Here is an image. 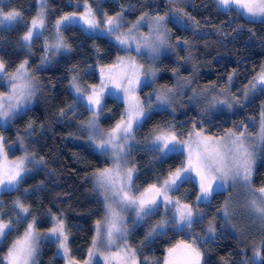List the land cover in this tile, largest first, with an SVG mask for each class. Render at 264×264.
Segmentation results:
<instances>
[{
	"label": "snow or ice",
	"instance_id": "1",
	"mask_svg": "<svg viewBox=\"0 0 264 264\" xmlns=\"http://www.w3.org/2000/svg\"><path fill=\"white\" fill-rule=\"evenodd\" d=\"M48 2L38 0L37 13L30 23L23 20L20 11H5L0 7V28L10 29L17 24L26 28L19 37L22 49L31 52L34 40L45 37L42 45L44 54L37 70L60 54L72 51L63 32L71 30L74 25H80L81 31L91 38L109 39L118 51L124 53L117 55L112 64L100 68L99 85H83L79 68L73 65L69 69L71 75L68 85L72 100L57 113L61 120L75 117L81 109L83 112L80 114L87 113L88 118L79 123L78 131L87 137L100 156L110 161L109 167L96 169L90 174L93 191L100 197L99 203L103 206V215L95 221V235L82 264H99L100 260L103 264H139V249L127 243L130 229L126 218L131 219L133 226L149 224L142 245L167 235L168 231L187 234L186 240H180L166 250L163 264H202L204 253L201 249L216 233L215 217L208 221L201 232H196L195 226L203 223L206 216L204 209L210 206L211 200L224 192L232 193L217 209L225 224L230 223L234 215L235 195L242 194L248 216L259 225L260 242L252 244L251 257L242 260L241 264H264V184L254 187L253 183L257 157L264 153V104L261 105L259 128L255 136L249 133V125L243 121L217 136L207 134L203 126L198 129V122L193 120L191 129L186 133L178 131L175 124L167 123L155 125L143 141L137 139L138 131L152 119V114L171 108L181 88L192 82L190 79L178 78L175 87L154 88L144 100L138 95L143 87L155 83L157 72L153 65L161 50L173 47L169 44L167 24L183 22L185 28H199V21L180 6L184 0H167L168 10L162 15H150L144 11L130 27L124 21L125 9L110 15L103 11L101 0H93L95 9L93 3L82 0L83 11L67 12L55 19L51 25L53 36L50 40L45 36L48 31ZM211 2L222 15L246 17L248 22L264 23V0ZM75 7L80 8L81 3L78 2ZM98 15L101 19H97ZM144 24L149 28L146 35L140 33ZM125 27L127 31H123ZM240 31V28L233 29L237 34ZM217 32L223 34L222 29H217ZM182 43L189 47V41L184 40ZM176 46H179V42ZM95 52L99 58L101 50L96 48ZM145 55L148 67L137 60L138 56ZM236 75L235 71L228 75L229 85ZM0 86L7 89L0 92V127H4L26 113L40 91V82L30 69L28 59L9 71L6 62L0 58ZM209 92L214 94L208 98L205 112L217 107L229 110L242 108L251 102L250 96L264 94V65L258 71L254 70L240 96L224 95L230 89L217 91L216 85H213L211 89L201 92L193 90L192 98ZM106 97H114L126 105L119 119L109 129L102 128L100 123ZM34 131V123L29 122L24 129L25 135L17 136V143L24 154L13 161L8 159L5 137L0 135V193H21L11 201L7 212L4 202L0 200V245L15 234L7 243L6 251L0 253V264H39L38 257L45 241L56 246L57 255L65 264H81L71 254L70 231L63 213L57 215L49 209L51 227L41 232L38 227L40 218L33 214L31 205L25 203L28 194L35 190L23 188L21 192V186L29 174L37 166L45 164L43 157L37 158L25 145V140ZM138 144H143L145 150L162 162L174 155L183 156V160L179 166L170 168L162 178L157 177L155 182L141 188L136 183L139 169L131 159L132 152L139 150L136 147ZM186 183H192L197 188L194 201L188 202L186 196H175ZM42 187L43 182L36 186L38 189ZM155 216L160 218L154 224L150 223ZM21 226L22 233L19 231ZM145 264H148L147 258Z\"/></svg>",
	"mask_w": 264,
	"mask_h": 264
},
{
	"label": "trees",
	"instance_id": "2",
	"mask_svg": "<svg viewBox=\"0 0 264 264\" xmlns=\"http://www.w3.org/2000/svg\"><path fill=\"white\" fill-rule=\"evenodd\" d=\"M78 2L82 0H49L48 31L45 33L49 40L53 36L51 25L55 19L64 13L79 11L73 5ZM88 2L93 3V0ZM187 2H191V5ZM180 6L199 21V28H185L183 22L167 24L173 47L156 63L159 69L157 82L161 87H174L178 78L190 79L192 82L183 87L184 90L176 96V102L171 109L153 113L152 119L137 134L146 137L155 125L167 123H173L178 131L186 132L192 127L191 121L195 120L198 122V129L203 126L207 134L220 136L242 121L246 124L253 121L254 125L259 123L264 94L256 93L255 96H251V102L246 103L242 108L235 107L232 110L212 108L206 112L204 106L214 93L198 96L200 99L197 101L192 97L193 90L201 92L204 89H211L213 85L224 86L228 75L233 71L237 75L233 78V92L230 94H239L237 96L242 94L241 90L254 70L258 71L260 66L264 65V23H251L243 17L222 15L211 0H184ZM0 7L5 11L11 9L20 11L23 20L28 23L36 15V0H6L0 4ZM101 7L110 15L125 9L123 15L130 20H134L144 11L149 12L150 15L156 13L162 15L168 10L167 2L163 0H101ZM93 8L95 9L94 3ZM97 17L100 18L99 15ZM189 24L191 25V21ZM236 28L241 29L238 34L233 32ZM217 29H222L223 34H219ZM25 31L26 28L20 24L10 29L0 28V58L6 62L9 71H13L19 63L28 59L30 69L35 72L40 82V91L34 98V104L24 115L18 116L11 125L5 127L3 133L6 136V145H9L15 142L18 135H25L24 129L29 122L34 123L35 131L25 140V145L37 158L43 157L45 164L37 166L29 174L21 186V192L23 188L35 190L28 194L25 203L30 204L33 214L40 218L38 227L41 232L51 227L49 209L57 215L63 213L70 231L71 254L82 264L91 246L95 221L100 219L103 213V206L99 203V197L93 191V183L87 179V176L96 169L107 166L108 161L79 139L78 121L85 118L87 113L64 120L59 119L57 113L72 100L68 85L71 75L69 69L73 65L78 66L81 80L88 84L96 83L95 72L90 68L94 65L112 64L116 56L122 52L118 51L107 38H91L74 25L71 30L63 32V37L72 46V51L60 54L37 70L41 56L44 54L42 45L45 37L34 40L29 52L19 46V37ZM184 40L190 42L189 47L183 45ZM178 42L179 46H176ZM96 48L101 50L99 58L95 52ZM189 53H191L190 58ZM1 90H3L2 86H0ZM121 107L119 101L106 99L105 111L109 109L112 111L111 116L107 118V125L112 124L119 116ZM248 131H252L251 128ZM137 149L139 150L132 152L131 159L136 162L139 169L136 183L141 188L155 182L157 177L162 178L170 168L179 166L183 160V156L174 155L162 162L145 150L144 146ZM21 153L23 151L18 145L12 156H19ZM41 182H43L42 189L36 188ZM253 183L254 187L264 184L263 157L259 158L255 166ZM186 190L190 192L186 197L187 201H194L197 188L192 183L184 184L175 195L182 197ZM20 195L21 193L18 192L2 193L5 206L9 208L11 201ZM224 199L225 193H222L211 200L210 206L204 209L208 214L206 218H214L217 209L224 204ZM233 210L232 218L239 213L240 219L245 218L247 222L242 194L235 195ZM214 222L215 238L207 240L201 249L204 253L202 264H241L242 260L251 257L252 244H258L261 239L258 224L254 228H249L241 223L239 227L235 226L237 234H233L228 230V225L222 217L216 216ZM145 226L138 227L129 240L133 248L139 249L137 252L139 264H145V258L148 264H162L165 251L176 241L187 239V234L168 231L167 235L157 237L150 244L141 245L140 240L145 235ZM202 228L203 224L197 225L195 231L201 232ZM22 230L23 226L19 231ZM14 236L15 234L10 236L8 241L0 246V253L6 251L7 243ZM55 250L54 244L45 241L38 257L39 264H64V260L55 255Z\"/></svg>",
	"mask_w": 264,
	"mask_h": 264
},
{
	"label": "rangeland",
	"instance_id": "3",
	"mask_svg": "<svg viewBox=\"0 0 264 264\" xmlns=\"http://www.w3.org/2000/svg\"><path fill=\"white\" fill-rule=\"evenodd\" d=\"M6 0H0V4L1 3H4ZM163 1H165V2H167V0H163ZM81 3V7L80 8H78L79 9V11H83V7H82V2H80ZM77 3H73V5L75 6ZM187 4H189V5H191V2L189 3V2H187ZM37 10H38V0H36V13H37ZM59 18V17H58ZM139 18V16L137 17V18H135L134 20H130L128 17H124V21H125V23H126V25L127 26H131V24H133V23H135L136 22V20ZM244 19H246L247 20V18L246 17H243ZM97 19H101V17L100 18H98L97 17ZM30 23V22H29ZM16 26V25H15ZM75 26H77V27H79L80 28V25H75ZM168 28V27H167ZM81 29V28H80ZM123 31H127V27H125L124 29H123ZM148 31H149V28H148V25L147 24H144L143 26H141V28H140V33L141 34H144V35H146V34H148ZM85 33V32H84ZM85 34H87V33H85ZM53 35V34H52ZM88 35V34H87ZM109 40V39H108ZM169 44H171V42H170V39H169ZM169 49L170 48H165V49H162L161 50V53H160V56H159V58L161 57V56H163V55H165L166 53H168L169 52ZM122 52V51H121ZM120 55H124V53L122 52V54H120ZM158 58V59H159ZM158 59L155 61V63H154V68L156 69V72H157V75H156V79H155V83H153L151 86H149V87H143L141 90H139L138 91V95L140 96V98H141V100H144V98L149 94V93H151L152 91H153V89L154 88H159V87H161L160 85H159V83L157 82V79H158V76H159V69H157V67H156V63H157V61H158ZM137 60H138V62L139 63H142V64H144L145 65V67H148V64H149V62H148V60H147V57H146V55L145 56H143V57H137ZM29 61V60H28ZM101 67H103V66H100V65H94L93 67H91L90 69L91 70H93L94 72H95V75H96V78H97V81H96V83H92V84H95V85H99V83H100V68ZM107 71V70H106ZM81 83L83 84V85H92V84H88L86 81H84V80H81ZM176 84H177V82L175 83V85H174V87L176 86ZM233 81H232V83H231V85H229L228 84V81L226 80V82H225V84H224V86H220V87H217V91H222V90H224V89H230V92H225L224 93V95H229L231 92H233ZM3 87V86H2ZM244 88V87H243ZM242 88V89H243ZM184 90V88L182 87L181 88V90L177 93V95L181 92V91H183ZM5 91H7V89L5 88V87H3V90H1L0 92H5ZM70 92H71V90H70ZM241 92H242V90H241ZM240 93V92H239ZM237 95H239V94H237ZM251 97V96H250ZM107 98H111V99H114V100H116L114 97H106V99ZM198 99H200V98H198V96L196 97V98H193V100L194 101H197ZM250 99V98H249ZM116 101H118V100H116ZM120 103H121V105H122V107L119 109V116L114 120V122L112 123V124H110V125H107V118L108 117H110L111 116V114H112V111L110 110H106V111H104V114L101 116V118H100V123H101V127L102 128H104V129H109L110 127H112L114 124H115V122L119 119V117H120V115H121V113L123 112V110H124V108H125V106L126 105H124L121 101H119ZM34 104V100H33V102H32V104L29 106V108L32 106ZM217 108H220V107H217ZM168 109H171V108H168ZM81 112H83V110L81 109V110H79L78 111V113H77V116H83L84 114H80ZM88 118V114L85 116V118H83V119H80L78 122L80 123L82 120H86ZM248 125H249V128H251V130L252 131H250L249 133L250 134H252L253 136H255V134H256V131H258V128H259V123H256L255 125L253 124V121L252 122H248ZM7 126H9V125H7ZM7 126H4V127H0V135H3L4 137H5V140H6V136H5V134L3 133L4 131H3V129L5 128V127H7ZM78 126H79V124H78ZM191 128H189L188 130H190ZM255 129V130H254ZM187 132V131H186ZM185 132V133H186ZM149 135V134H148ZM78 136H79V139L80 140H82V142H84V143H86V144H88L92 149H93V147L90 145V143L88 142V140H87V137L85 136V135H83V134H81L79 131H78ZM147 137V136H146ZM137 139L138 140H140V141H143L144 139H145V137H140L139 136V134H137ZM19 144L17 143V138H16V140H15V142L14 143H11V144H9V145H5V147H6V151H8V159H9V161H13V160H15L17 157H19V156H22L23 155V153H21V155H16V156H12V153H14L15 152V150L17 149V146H18ZM9 146H11V147H9ZM137 148H139V147H143V144H138L137 146H136ZM94 150V149H93ZM95 151V150H94ZM96 152V151H95ZM261 157H263V159H264V153H261V154H259L258 155V157H257V160H256V164H255V166L257 165V163H258V160H259V158H261ZM107 161H108V165L107 166H105V167H109L110 166V161L107 159ZM87 179H89L92 183H93V180H92V177H91V175L89 174L88 176H87ZM185 189V188H184ZM189 190H186V192L185 193H183V195H182V197H184V196H188L189 195ZM225 193V199H224V201L223 202H225V200H226V198L230 195V194H232L231 192H224ZM176 196V195H175ZM0 200H2L3 202H4V198L2 197V193H0ZM99 200H100V197H99ZM193 200H195V198L193 199ZM235 201V198H234V200H233V202ZM103 208V207H102ZM243 211H244V209H242ZM5 211L7 212L8 211V208L5 206ZM205 211V210H204ZM206 212V211H205ZM102 215H103V213H102ZM207 212H206V216H205V218L207 217ZM215 216L214 217H216V216H220L221 217V215L219 214V213H215L214 214ZM240 214L238 213L237 215H236V217L235 218H232V219H234V220H232L231 219V222L230 223H228L227 225H228V230L229 231H232L233 232V234L235 233V234H237L236 233V231H235V228L236 227H239V225L242 223L243 225H246L247 227H249V228H254V227H256L257 226V224H255V223H253V221H252V219L248 216V214H247V210H246V218H247V222H246V220H245V218H242V219H240ZM160 217L159 216H155V217H152L151 218V221H150V223H155L158 219H159ZM127 219V221H128V224H129V229H130V234H129V237H128V241H127V243H128V245H130V242H129V240H130V238H131V236L132 235H134L135 233H136V229L138 228V227H140V226H144V225H146L145 227H146V229H145V234H146V232L148 231V228H149V224H142V225H137V226H133L132 225V223H131V219L130 218H126ZM213 218H206L204 221H203V228H205L206 226H207V224H208V221L209 220H212ZM215 223V222H214ZM236 226V227H235ZM47 231V230H46ZM23 232V230L21 231V233ZM94 235H95V232H94ZM145 236V235H144ZM94 237V236H93ZM214 238H215V236H214ZM214 238H212V239H208V240H214ZM144 240V237L142 238V240H140V244H141V242ZM178 241H180V240H178ZM178 241H176L174 244H176ZM5 243V242H4ZM173 244V245H174ZM3 245V244H2ZM2 245H0V246H2ZM142 245V244H141ZM172 245V246H173ZM131 246V245H130ZM123 247V246H122ZM132 247V246H131ZM55 248H56V246H55ZM133 248V247H132ZM135 249V248H134ZM55 255L56 256H59V255H57V248H56V250H55ZM165 255H166V251H165V253H164V257H165ZM251 255H252V252H251ZM250 255V256H251ZM164 257H163V259H164ZM64 264H65V262H64ZM99 264H103V261L102 260H100V262H99ZM112 264H115V262H112ZM162 264H163V261H162Z\"/></svg>",
	"mask_w": 264,
	"mask_h": 264
}]
</instances>
